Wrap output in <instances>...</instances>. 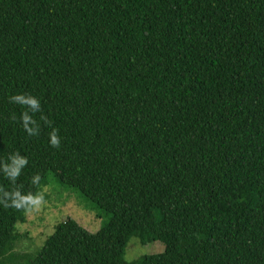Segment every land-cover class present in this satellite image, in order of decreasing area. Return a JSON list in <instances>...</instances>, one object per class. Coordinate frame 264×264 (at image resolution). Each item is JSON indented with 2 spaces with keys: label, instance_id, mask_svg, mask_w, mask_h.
<instances>
[{
  "label": "trees",
  "instance_id": "obj_1",
  "mask_svg": "<svg viewBox=\"0 0 264 264\" xmlns=\"http://www.w3.org/2000/svg\"><path fill=\"white\" fill-rule=\"evenodd\" d=\"M13 94L59 149L11 121ZM17 151L23 192L52 173L109 218L13 256L25 211L0 205V264H264V0H0V159ZM132 236L164 250L127 262Z\"/></svg>",
  "mask_w": 264,
  "mask_h": 264
},
{
  "label": "rangeland",
  "instance_id": "obj_2",
  "mask_svg": "<svg viewBox=\"0 0 264 264\" xmlns=\"http://www.w3.org/2000/svg\"><path fill=\"white\" fill-rule=\"evenodd\" d=\"M43 188L47 189L46 203L38 211L25 212L24 220L14 227L17 239L10 253L13 256L35 255L54 228L67 218L75 220L90 233L97 232L108 221L107 213L76 189L61 185L52 173L47 175L45 183L38 191ZM163 250L164 244L161 241L141 245L138 239L132 236L125 247L123 259L132 262ZM4 264H10L8 258Z\"/></svg>",
  "mask_w": 264,
  "mask_h": 264
},
{
  "label": "clouds",
  "instance_id": "obj_3",
  "mask_svg": "<svg viewBox=\"0 0 264 264\" xmlns=\"http://www.w3.org/2000/svg\"><path fill=\"white\" fill-rule=\"evenodd\" d=\"M9 103L22 106L25 110L20 114L19 118L13 113L10 117L12 122H19L22 129L28 137H37L41 130V122L52 128L53 122L46 115L41 114L39 120L33 118V114L41 113L40 101L31 94H13L8 98ZM49 145L52 148L59 149L61 139L58 130L52 128L49 132ZM28 165L26 157L22 156L18 151L10 153L6 159H0V173L3 174L11 185L10 190L0 185V205L4 209L23 210L25 212L38 211L45 203L46 188L38 192L22 191L23 185L17 184V180L21 176L23 169ZM41 176L39 173L31 177V183L39 186Z\"/></svg>",
  "mask_w": 264,
  "mask_h": 264
}]
</instances>
